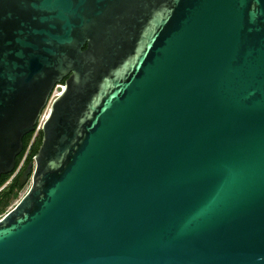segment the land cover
<instances>
[{
	"label": "water",
	"instance_id": "obj_1",
	"mask_svg": "<svg viewBox=\"0 0 264 264\" xmlns=\"http://www.w3.org/2000/svg\"><path fill=\"white\" fill-rule=\"evenodd\" d=\"M61 82L0 264H264V0H0V176Z\"/></svg>",
	"mask_w": 264,
	"mask_h": 264
},
{
	"label": "trees",
	"instance_id": "obj_2",
	"mask_svg": "<svg viewBox=\"0 0 264 264\" xmlns=\"http://www.w3.org/2000/svg\"><path fill=\"white\" fill-rule=\"evenodd\" d=\"M60 84H64V82H61ZM32 134L33 133H30L24 136L23 138V149L20 155L16 158V169L23 159L24 161H26V164H29L32 161V158L40 145L41 133L38 135L35 142L32 144L31 148L26 153ZM12 174L0 176V215L3 214L8 204L13 199H16L18 197L19 190L21 189L18 184L16 185V181L11 180L10 182H8Z\"/></svg>",
	"mask_w": 264,
	"mask_h": 264
},
{
	"label": "built area",
	"instance_id": "obj_3",
	"mask_svg": "<svg viewBox=\"0 0 264 264\" xmlns=\"http://www.w3.org/2000/svg\"><path fill=\"white\" fill-rule=\"evenodd\" d=\"M64 91V84H57L55 85V87L53 88L52 90V93L50 95V98L48 100V103L45 107V109L42 111V113L40 114L38 120H37V123L34 127V131L32 132V137H31V140H30V143L27 147V150H26V153L29 151V149L31 148L32 144L35 142L36 138L38 137V135L41 133V129H42V126L47 118V115H48V109H49V106L51 104V102L56 99L57 97H59L62 92ZM24 159L21 161L23 162ZM20 162V163H21ZM19 167H17L16 171L12 174V176L10 177L9 179V182L14 178L16 172L18 171Z\"/></svg>",
	"mask_w": 264,
	"mask_h": 264
},
{
	"label": "rangeland",
	"instance_id": "obj_4",
	"mask_svg": "<svg viewBox=\"0 0 264 264\" xmlns=\"http://www.w3.org/2000/svg\"><path fill=\"white\" fill-rule=\"evenodd\" d=\"M28 188H29V183L26 184L24 187H21V189L19 190V193H18V197L16 199H13L8 204V206L5 208L3 214L0 215V218L3 217L8 211H10V209H12L16 205V203L18 202V200L27 192Z\"/></svg>",
	"mask_w": 264,
	"mask_h": 264
},
{
	"label": "flooded vegetation",
	"instance_id": "obj_5",
	"mask_svg": "<svg viewBox=\"0 0 264 264\" xmlns=\"http://www.w3.org/2000/svg\"><path fill=\"white\" fill-rule=\"evenodd\" d=\"M27 166L26 161H23L19 164V169L16 172L14 178L12 179V181H16V185L18 184V178L20 177L21 173L24 171L25 167ZM16 171V170H15ZM14 171V172H15ZM19 185V184H18Z\"/></svg>",
	"mask_w": 264,
	"mask_h": 264
}]
</instances>
